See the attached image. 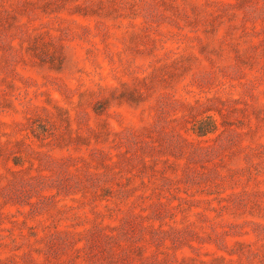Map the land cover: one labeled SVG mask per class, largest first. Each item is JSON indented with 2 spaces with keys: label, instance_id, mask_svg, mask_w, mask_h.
<instances>
[{
  "label": "rangeland",
  "instance_id": "374dc122",
  "mask_svg": "<svg viewBox=\"0 0 264 264\" xmlns=\"http://www.w3.org/2000/svg\"><path fill=\"white\" fill-rule=\"evenodd\" d=\"M0 264H264V0H0Z\"/></svg>",
  "mask_w": 264,
  "mask_h": 264
}]
</instances>
